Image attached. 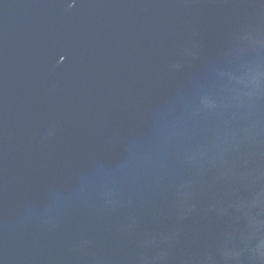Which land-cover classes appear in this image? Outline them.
Instances as JSON below:
<instances>
[{
    "label": "water",
    "instance_id": "water-1",
    "mask_svg": "<svg viewBox=\"0 0 264 264\" xmlns=\"http://www.w3.org/2000/svg\"><path fill=\"white\" fill-rule=\"evenodd\" d=\"M0 264H264V0H0Z\"/></svg>",
    "mask_w": 264,
    "mask_h": 264
}]
</instances>
